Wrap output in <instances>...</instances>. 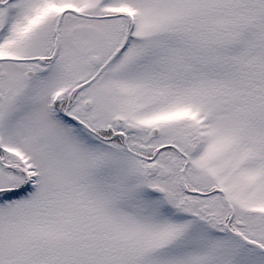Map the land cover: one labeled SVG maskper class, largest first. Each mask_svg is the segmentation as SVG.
<instances>
[{"label":"snow or ice","instance_id":"6c2138e0","mask_svg":"<svg viewBox=\"0 0 264 264\" xmlns=\"http://www.w3.org/2000/svg\"><path fill=\"white\" fill-rule=\"evenodd\" d=\"M0 264H264V0H0Z\"/></svg>","mask_w":264,"mask_h":264}]
</instances>
